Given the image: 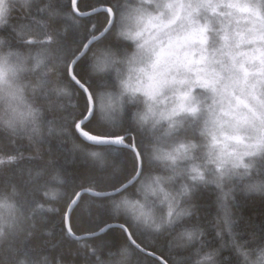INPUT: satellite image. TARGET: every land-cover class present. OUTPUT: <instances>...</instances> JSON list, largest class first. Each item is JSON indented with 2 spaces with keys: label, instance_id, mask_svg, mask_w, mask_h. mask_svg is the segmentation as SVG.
Masks as SVG:
<instances>
[{
  "label": "snow or ice",
  "instance_id": "6c2138e0",
  "mask_svg": "<svg viewBox=\"0 0 264 264\" xmlns=\"http://www.w3.org/2000/svg\"><path fill=\"white\" fill-rule=\"evenodd\" d=\"M177 4L20 0L23 18L15 25L5 21L0 8V46L20 65L31 59L54 69L34 82L44 109L43 131L33 129L26 143L14 124L0 131V208L14 212L19 205L57 217L29 235L20 264L49 260L45 249L56 253V264H264V235H245L236 210L240 197L264 196V72L257 83L239 88L200 69L206 62L201 49L199 59L186 58L170 76L174 44L161 32L173 22L171 16L165 22L166 13ZM197 4L246 8L264 24V0ZM133 21L143 26L134 34L129 32ZM214 23L206 19L185 40L203 45ZM260 35L264 39V32ZM129 38L143 39L141 48L156 44L144 82L121 81V91L118 65ZM165 85L174 102L161 113L171 121L161 135L149 132L135 96L155 103ZM202 89L220 97L212 109L210 137L199 121L179 127L183 113L198 112ZM147 108L155 113L153 104ZM39 118L36 112L33 120ZM77 162L84 168L72 177L66 164ZM207 193L213 197L210 218L201 212ZM85 195L96 210V226L76 233L74 213ZM58 197L62 207L44 208L45 199ZM76 235L86 243H78ZM100 252L107 259H99Z\"/></svg>",
  "mask_w": 264,
  "mask_h": 264
},
{
  "label": "clouds",
  "instance_id": "9594fccd",
  "mask_svg": "<svg viewBox=\"0 0 264 264\" xmlns=\"http://www.w3.org/2000/svg\"><path fill=\"white\" fill-rule=\"evenodd\" d=\"M142 27L134 21L130 22L129 32L134 34ZM124 43L127 47L124 49V55L120 58L121 62L118 65L120 80L116 81V87L121 91H123L121 81H131L133 84L144 82V73L151 71L152 57L150 52L156 44L155 41H150L148 45L141 48L143 39L132 40L130 38ZM134 54L136 55L133 59ZM53 72L54 69L51 67L43 64L36 66L34 62L29 64L27 60L24 61L23 65H20L7 52L0 53V131L9 128L10 124H14L18 133L25 138L29 134H34L33 129L35 128L43 131L44 109L39 106V94L35 91L34 82L46 75L53 74ZM128 96L129 94L125 93V98ZM135 99L140 104L139 115L147 116L146 127L149 132L156 129L163 135L169 129L171 121L164 119L161 113L165 112L174 102L172 89L162 92L155 103L146 101L145 97L139 93L136 94ZM219 100V96L214 99L210 90L202 89L198 112L183 113L180 117L182 123L179 127H191V123L199 121L201 129H207L210 137L213 120L212 109L218 108ZM148 104H153L154 114L148 112ZM36 112H39L40 118L34 121L33 116ZM207 143H210V139L206 140ZM255 198L264 204V196L256 195ZM12 227H14V222L0 215V237L6 235L5 229Z\"/></svg>",
  "mask_w": 264,
  "mask_h": 264
},
{
  "label": "rangeland",
  "instance_id": "374dc122",
  "mask_svg": "<svg viewBox=\"0 0 264 264\" xmlns=\"http://www.w3.org/2000/svg\"><path fill=\"white\" fill-rule=\"evenodd\" d=\"M18 1L20 0H3L0 8L5 9L7 3L17 4ZM215 12L221 16L215 15ZM169 16L174 18L173 22L161 32V38L166 42L171 39L174 44L170 57V76L176 75L175 66L186 58L199 59L202 49L206 62L199 67L201 70H207L209 77L219 73L225 79H230L233 84L239 85V88H243L245 82L250 85L257 83L261 78V73L264 72V39L260 33L264 32V24H258L248 9L216 7L213 10L209 6H199L197 0H178L177 7L166 13L165 22ZM206 19L215 21L213 31L207 33L206 42L201 45L198 40H185V36L197 25H203ZM11 58L18 62V58ZM161 70L165 69L162 67ZM180 71L184 72L183 67ZM186 75L192 76V72H187ZM167 89H170V86L165 85L160 94ZM231 95L230 90L225 103Z\"/></svg>",
  "mask_w": 264,
  "mask_h": 264
},
{
  "label": "trees",
  "instance_id": "16d2710c",
  "mask_svg": "<svg viewBox=\"0 0 264 264\" xmlns=\"http://www.w3.org/2000/svg\"><path fill=\"white\" fill-rule=\"evenodd\" d=\"M19 2L20 1H18L17 4L7 3L6 5L4 19L6 22H10V25L20 23L23 18V13L19 9ZM7 34V30H5V35ZM11 50L16 51V49ZM0 51L8 53L10 49L0 46ZM21 55L29 56V53L21 52ZM32 55H34V53ZM27 62L31 64L33 61L28 59ZM22 137L26 143L27 138L24 136ZM83 168L84 165L79 162L76 164H66V171L70 173L72 177L78 176ZM53 187L58 186L53 185ZM212 201L213 197L211 193L205 194L201 208V212L204 214L205 218L211 217L213 212ZM9 203H12V201H9ZM48 207H62L60 198L58 197L56 201L45 199L44 208ZM236 210L238 216L241 218L240 230L244 232L245 235L249 232H255L258 237L264 235V204L256 199L255 196L240 197L236 204ZM0 215L14 222V227L5 229L6 235L0 237V264H20V255L25 251V245L28 243L29 235L37 228L46 227L57 220V217L53 214L44 212L41 209L29 210L27 208H21L19 205L16 206L14 212H10L7 208H0ZM95 215L96 210L90 205L89 198L85 195L74 213V231L80 233L88 228L95 227ZM209 239H212L211 236ZM77 242L86 243L82 240ZM163 242L162 239L161 243ZM212 242L215 243L214 240ZM45 251L48 252L49 260L42 261L41 264H56V253L48 249H45ZM98 258L101 260L107 259L103 252L98 254ZM26 264H30V262H26ZM89 264H92V262L90 261Z\"/></svg>",
  "mask_w": 264,
  "mask_h": 264
},
{
  "label": "bare ground",
  "instance_id": "6f19581e",
  "mask_svg": "<svg viewBox=\"0 0 264 264\" xmlns=\"http://www.w3.org/2000/svg\"><path fill=\"white\" fill-rule=\"evenodd\" d=\"M219 8V7H218ZM220 9H221V7H220ZM223 11V10H222ZM235 12V11H234ZM201 13V12H200ZM216 13V12H215ZM180 14V13H179ZM208 14V13H207ZM224 15V14H223ZM221 16V15H220ZM200 20V19H199ZM202 21H203V19H202ZM167 22V21H166ZM191 22V21H190ZM183 29V28H182ZM244 30V29H243ZM250 30V29H249ZM252 31V30H251ZM182 39V38H181ZM184 42V41H183ZM187 42V41H186ZM191 44V43H190ZM190 44H189V46H190ZM251 44V43H250ZM184 45V44H183ZM193 45V44H192ZM197 45V44H196ZM184 47V46H183ZM194 49V48H193ZM199 53V52H198ZM184 55H185V53H184ZM261 56V55H260ZM199 57V56H198ZM257 62H259V61H257ZM247 65V64H246ZM256 73V72H255ZM75 237H81V236H75Z\"/></svg>",
  "mask_w": 264,
  "mask_h": 264
},
{
  "label": "water",
  "instance_id": "95a60500",
  "mask_svg": "<svg viewBox=\"0 0 264 264\" xmlns=\"http://www.w3.org/2000/svg\"><path fill=\"white\" fill-rule=\"evenodd\" d=\"M77 241L82 240L81 237H74Z\"/></svg>",
  "mask_w": 264,
  "mask_h": 264
}]
</instances>
